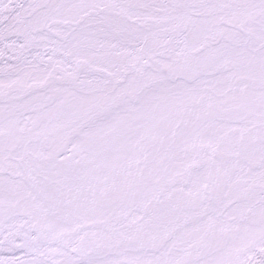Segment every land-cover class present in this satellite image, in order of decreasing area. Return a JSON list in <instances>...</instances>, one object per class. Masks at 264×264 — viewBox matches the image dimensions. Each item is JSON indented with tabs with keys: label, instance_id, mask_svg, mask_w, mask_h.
Returning a JSON list of instances; mask_svg holds the SVG:
<instances>
[{
	"label": "snow or ice",
	"instance_id": "snow-or-ice-1",
	"mask_svg": "<svg viewBox=\"0 0 264 264\" xmlns=\"http://www.w3.org/2000/svg\"><path fill=\"white\" fill-rule=\"evenodd\" d=\"M0 264H264V0H0Z\"/></svg>",
	"mask_w": 264,
	"mask_h": 264
}]
</instances>
